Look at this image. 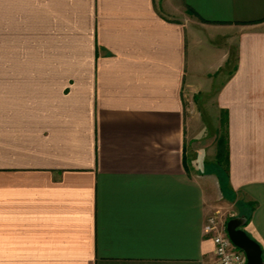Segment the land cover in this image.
I'll return each mask as SVG.
<instances>
[{
    "label": "crops",
    "instance_id": "crops-1",
    "mask_svg": "<svg viewBox=\"0 0 264 264\" xmlns=\"http://www.w3.org/2000/svg\"><path fill=\"white\" fill-rule=\"evenodd\" d=\"M221 113L264 263V0H0V264H217Z\"/></svg>",
    "mask_w": 264,
    "mask_h": 264
},
{
    "label": "rangeland",
    "instance_id": "rangeland-1",
    "mask_svg": "<svg viewBox=\"0 0 264 264\" xmlns=\"http://www.w3.org/2000/svg\"><path fill=\"white\" fill-rule=\"evenodd\" d=\"M186 13V16L184 17V21L186 23H188L192 28H194L195 30V37L196 39L197 38H202V37H205L208 38V34L204 32V28H203V23H201L197 18L194 17V15L191 13V12H185ZM229 60H228V65H226V67H224V69L221 70V72L219 73V79H218V82L217 84L220 82V79L225 77L229 72L230 70L232 69V66H233V49H230V54H229ZM205 108V107H204ZM203 115V114H202ZM213 137H214V144H213V153H214V157H213V160L210 161V162H207L206 161V164H205V167H208V168H215V169H211V170H214V171H218L217 172V178L219 180V183L220 185L224 186V191L223 192H220L221 195L222 193L225 195L223 196V200L225 201L226 204H218L217 206V209L216 210H213V213L209 216H213V217H216L218 222H219V225L221 226V228L224 230L225 232V226L227 224V222L233 218H235V211L236 209L235 208H231L229 203L232 202L233 200V194H228L225 189L227 188L225 186V183H226V178L228 177V171H229V148H228V167H226L223 163H220V164H217L216 161H215V157H216V145H215V140L217 137H220L222 139L226 138V141H227V144H228V130L225 126V114H220L219 115V121H218V127L213 130ZM207 136H210L212 137L211 135H207ZM209 139V137L207 138ZM205 139L206 142L204 143H208L210 141ZM198 147H204V148H207L203 143L201 145H196V148Z\"/></svg>",
    "mask_w": 264,
    "mask_h": 264
},
{
    "label": "built area",
    "instance_id": "built-area-1",
    "mask_svg": "<svg viewBox=\"0 0 264 264\" xmlns=\"http://www.w3.org/2000/svg\"><path fill=\"white\" fill-rule=\"evenodd\" d=\"M203 231L210 235L217 264H246L243 252L232 245L216 217L206 219Z\"/></svg>",
    "mask_w": 264,
    "mask_h": 264
},
{
    "label": "water",
    "instance_id": "water-1",
    "mask_svg": "<svg viewBox=\"0 0 264 264\" xmlns=\"http://www.w3.org/2000/svg\"><path fill=\"white\" fill-rule=\"evenodd\" d=\"M244 222L245 219L239 217L229 220L225 226L226 235L232 245L243 252L246 264H264L259 245L241 229Z\"/></svg>",
    "mask_w": 264,
    "mask_h": 264
},
{
    "label": "trees",
    "instance_id": "trees-1",
    "mask_svg": "<svg viewBox=\"0 0 264 264\" xmlns=\"http://www.w3.org/2000/svg\"><path fill=\"white\" fill-rule=\"evenodd\" d=\"M220 137H217L215 140V145H216L215 161L217 164L223 163L226 167H228V144L226 138L222 139Z\"/></svg>",
    "mask_w": 264,
    "mask_h": 264
}]
</instances>
